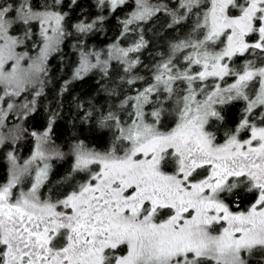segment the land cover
<instances>
[{"label": "snow or ice", "instance_id": "6c2138e0", "mask_svg": "<svg viewBox=\"0 0 264 264\" xmlns=\"http://www.w3.org/2000/svg\"><path fill=\"white\" fill-rule=\"evenodd\" d=\"M105 2L115 10L126 0H98ZM50 7L0 0V102L45 73L49 32L63 35L64 15ZM178 9H165L169 26L195 16L189 35L156 66L153 82L122 102L133 109L129 120L111 112L102 119V126L115 129L105 151L74 147L65 178L70 190L45 197L48 165L31 167L48 158L42 150L47 131L33 133L38 143L31 160L19 164L8 154L13 167L0 184V264H264V0H178ZM158 11L137 0L125 29ZM33 22L44 41L36 58L18 52L23 40L12 34L24 25L30 38ZM91 27L77 26L82 32ZM144 46L141 36L121 51L127 56ZM176 53H183L182 66ZM246 53L256 59L230 67ZM225 77L233 79L222 87ZM233 101L245 102L243 118L218 143L213 126L224 123L223 106ZM255 109L259 123L249 119ZM77 173L83 182H75ZM243 197L252 198L246 209L240 208Z\"/></svg>", "mask_w": 264, "mask_h": 264}, {"label": "trees", "instance_id": "16d2710c", "mask_svg": "<svg viewBox=\"0 0 264 264\" xmlns=\"http://www.w3.org/2000/svg\"><path fill=\"white\" fill-rule=\"evenodd\" d=\"M153 3L161 0H150ZM168 10H178V0H167ZM11 2V0H9ZM34 9L43 10L45 6L64 15L63 19V43L61 49L53 54L47 61V75L44 80V89L37 97L33 111L27 114L25 124L18 134L16 144H6L5 150L0 151V184H3L9 173L8 158L5 153L17 155L22 150L18 159L27 158L30 155L34 143L33 133H41L50 128V146L54 153L51 161L52 167L45 181L42 192L45 197L53 195L60 197L66 190H70L65 178L72 173L74 166L73 149L77 145H84L94 151H105L110 145L115 129L109 125L102 126L101 121L109 112L120 117L121 120L130 119L129 113L133 110L130 103H124L131 97H135L138 90H142L153 82L156 66L166 61L172 53V46L185 39L190 31L195 16L183 20L179 24H171V16L160 9L146 21H136L128 24L124 30V22L130 18L133 10L132 2L115 8L109 12L104 5H97L96 0H61V3L53 5V0H29ZM96 23L93 33L79 31L78 25H89L94 19H101ZM32 23L28 27L31 30L30 38L37 39V25ZM138 28L140 31L138 32ZM131 33L136 44L143 36L145 46L137 54V59L130 71H125L128 66L120 61H113L103 71H93L82 76L75 74L81 53L88 51L89 47L100 44L118 42L125 44L123 35ZM138 32V33H137ZM103 46V45H100ZM175 62L182 66L183 53H176ZM256 57H234L230 67L241 69L244 63ZM259 65V61L257 60ZM76 75L77 77H74ZM135 80V83H128ZM232 80L225 78L226 85ZM209 83V81H208ZM183 85L177 86V91L182 90ZM156 102V97H151ZM154 103L145 104L144 112L150 113ZM173 104V101H169ZM245 102L233 101L223 106L225 116L224 123L215 124L217 141L225 139V133L233 129L243 118ZM171 111V109L169 110ZM260 109H255L250 120L259 123L256 115ZM171 116L165 121L171 124ZM243 136V132L240 137ZM17 157V156H16ZM83 173L73 174L75 182H83ZM251 197H243L240 200V208L246 209ZM233 211H237L235 207Z\"/></svg>", "mask_w": 264, "mask_h": 264}, {"label": "rangeland", "instance_id": "374dc122", "mask_svg": "<svg viewBox=\"0 0 264 264\" xmlns=\"http://www.w3.org/2000/svg\"><path fill=\"white\" fill-rule=\"evenodd\" d=\"M128 1L132 2V4H133V10L129 15L131 18L133 13L137 11V0H126V2H128ZM96 2H97L98 6L101 5L98 3V0H96ZM103 5L107 8V10L109 12H111L113 10L111 5L108 4L107 2H105V4H103ZM119 6H121V5H119ZM119 6H117V7H119ZM146 6L151 7L153 9H156V8L162 9L165 11V9H168L169 2L167 0H161V2L153 3L150 0H146ZM177 9H178V3H177ZM36 10H38V9H36ZM48 10H53V9H48ZM130 18L128 17L127 20H129ZM101 20H102V18L101 19H94L91 22V24H89V25H92V27L89 30H86V33H89V32L93 33V31L95 30V27H96V23L101 22ZM133 22H136V20H133ZM33 23H35V22H33ZM37 25H38V27H37V33H36L37 34L36 40H32L31 38H27V39L24 38V35H23L24 28H25L24 25H16L12 29V34L15 36H19L23 40V43L21 44V46L19 48H17V51L21 52V53H27L28 56H30L32 58H36L39 55L40 49H41L43 42H44L43 38L41 36L40 25L39 24H37ZM123 27H124V30H127V29H125V24ZM61 28L63 31V21L61 24ZM139 31H140V28H138V32ZM49 35L52 37V48L47 53L46 59L44 60L45 73L40 76L39 82L35 83L34 85H29L28 87H26V89L24 91H21L17 96L4 97L3 101L0 102V108H2L4 110V116H3V118H0V137L4 138L3 142L0 143V151L2 149L5 150L6 144H9V143L16 144L18 142L17 137H18V134L21 131L23 125L25 124V122H24L25 118L27 117L28 113L33 111L37 97L40 96V94L43 92L44 80H45L44 78L47 75V66H46L47 61L53 54H55L57 51H59L61 49V46L63 43L64 31H63L62 36H56L51 31L49 32ZM122 38L125 41V44L118 43L116 41L112 42V43H108L107 45L106 44H100L103 46H100V45L92 46V47H89L87 52L81 53L80 60L78 63V67H76L77 69L75 71V74L77 76H82L84 74H88V73L93 72V71H95V72L103 71L104 69H107L108 64L113 62V61H120L122 63H126L127 66H129V62L136 61L137 54L143 50V47L140 48L139 51H128L127 56H125L121 50L132 49L135 45L134 44L135 42H131V41H133V36H131L130 32H129V34L123 35ZM76 75H74V77H77ZM225 78H227V77H225ZM231 82H232V80H230L228 84H230ZM209 83H211V81H209ZM221 86L223 87L226 85H224L223 82H221ZM37 93H39V94L37 95ZM9 103H11L13 105L11 110H9L7 108V105ZM46 131L48 132V138H47L46 142L42 143V150L46 153L48 158L42 162L39 160L33 161L31 167L34 169L36 164H40V166L43 167V164L46 163L48 165V175H49L51 167H52L51 161L54 158V153L52 151V147L50 146V142H51L50 138H49L50 128H47L43 132L36 133V134H37V136H42L43 133ZM37 136L33 135L34 143H33L32 151H31L30 155L27 156V158H21L19 160L18 155L20 153H22V150H18L17 155H16L17 157L15 156L17 163L24 164L25 162L31 160L32 156L34 155V153L36 151V145L38 143ZM247 136H248V133L245 131V132H243V136L240 138L246 139ZM223 141H224V139L217 141V142L222 143ZM5 154L7 155V158H8L9 153H5ZM74 161H75V159H74ZM8 163H9V173H8L7 178H6L4 183H6L8 181V179L10 177V172H11L12 167H13L9 158H8ZM29 179L30 178H26L25 184L22 185V187L27 186Z\"/></svg>", "mask_w": 264, "mask_h": 264}]
</instances>
